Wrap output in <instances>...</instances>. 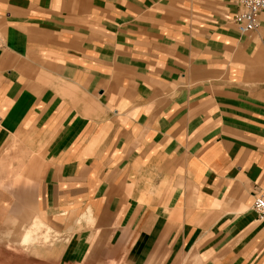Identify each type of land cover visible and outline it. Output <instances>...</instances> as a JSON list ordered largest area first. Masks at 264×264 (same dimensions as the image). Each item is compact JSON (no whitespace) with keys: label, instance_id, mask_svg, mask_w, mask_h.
<instances>
[{"label":"crops","instance_id":"0c3cea01","mask_svg":"<svg viewBox=\"0 0 264 264\" xmlns=\"http://www.w3.org/2000/svg\"><path fill=\"white\" fill-rule=\"evenodd\" d=\"M236 12L0 0V231L33 215L59 264H264V14Z\"/></svg>","mask_w":264,"mask_h":264},{"label":"rangeland","instance_id":"374dc122","mask_svg":"<svg viewBox=\"0 0 264 264\" xmlns=\"http://www.w3.org/2000/svg\"><path fill=\"white\" fill-rule=\"evenodd\" d=\"M33 215L28 216L27 218L19 220V223H12L13 227H10L9 230L0 231V264H59L57 259L58 255L56 251L54 252V246H59L63 241H61L60 231H57L55 228L53 232L47 234V239H42L43 237L40 234H37V237L34 238L35 245L44 246L46 250L44 252L35 250L31 244L27 246H18V253L6 249L10 246L7 243V237L12 236H21L23 228L29 227V223ZM42 233V232H41ZM17 234V235H15ZM19 238V237H18ZM32 240V239H31ZM31 242V241H30ZM29 243V242H28ZM17 244V243H16ZM11 249V248H10ZM176 264H198L196 259L190 255H184L180 258ZM95 264H123L121 260H112Z\"/></svg>","mask_w":264,"mask_h":264},{"label":"built area","instance_id":"2783aa9c","mask_svg":"<svg viewBox=\"0 0 264 264\" xmlns=\"http://www.w3.org/2000/svg\"><path fill=\"white\" fill-rule=\"evenodd\" d=\"M237 6L233 22L238 32L245 34L258 28V17L264 14V0H230ZM264 43V35L261 38ZM252 209L259 221L264 222V184L253 199Z\"/></svg>","mask_w":264,"mask_h":264},{"label":"bare ground","instance_id":"6f19581e","mask_svg":"<svg viewBox=\"0 0 264 264\" xmlns=\"http://www.w3.org/2000/svg\"><path fill=\"white\" fill-rule=\"evenodd\" d=\"M51 231H52L51 228L47 224H45V223H43L41 221H38L36 219L24 231V234H23V237H22L21 241H22V243H28L29 241H31V239L36 238L38 233L40 234V236L43 237L42 239H47L48 240L47 234L50 233ZM30 244H31V242H30Z\"/></svg>","mask_w":264,"mask_h":264}]
</instances>
